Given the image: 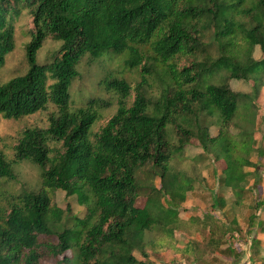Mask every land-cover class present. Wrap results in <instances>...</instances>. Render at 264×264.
I'll return each mask as SVG.
<instances>
[{"label": "trees", "instance_id": "obj_1", "mask_svg": "<svg viewBox=\"0 0 264 264\" xmlns=\"http://www.w3.org/2000/svg\"><path fill=\"white\" fill-rule=\"evenodd\" d=\"M20 9L32 24L28 71L0 84V115L19 120L48 102L57 111L46 129L21 131L12 160L0 152V186L17 180L15 165L40 172L37 189L5 195L0 188V264H150L148 238L174 239L180 230L179 208L195 181L173 163L193 140L203 156L226 163L217 188L232 194L231 204L217 197L212 211L229 207L235 226L256 175L246 171L255 167L251 156L263 154L254 148L264 0H0V66L14 50ZM49 39L60 47L53 61L37 64ZM107 55L120 68L106 69L97 87L114 98L116 111L94 131L112 104L93 97L74 107L69 87L81 68ZM122 70L136 72V81ZM240 82L252 90L233 89ZM56 192L75 197L84 216L54 205ZM141 195L147 204L137 208ZM188 220L206 230L207 250L232 254L222 249L231 235L225 223L212 214Z\"/></svg>", "mask_w": 264, "mask_h": 264}, {"label": "rangeland", "instance_id": "obj_2", "mask_svg": "<svg viewBox=\"0 0 264 264\" xmlns=\"http://www.w3.org/2000/svg\"><path fill=\"white\" fill-rule=\"evenodd\" d=\"M14 24V50L5 58L4 65L0 66V84L5 85L12 79L27 73L28 66L25 62V47L29 42V31L32 24L29 15L20 9V14L13 18ZM60 45L53 43L50 39L45 41L42 48L37 52L36 63L43 64L53 61L54 52L58 51ZM255 58L261 57L258 49L255 51ZM109 56L100 58L91 67L81 68L79 78L69 87L70 100L74 107L84 105L90 98H106L112 107L102 113V120L97 121L93 129L96 131L113 116L116 111L114 98L103 93L97 87L99 79L106 69H119L120 63L116 60L108 61ZM121 71V70H119ZM122 76L130 82L137 79L136 72L122 70ZM264 82V79H263ZM252 83H236L233 89L236 91L250 92ZM259 106L256 116V143L255 150L259 149L263 153L258 156L254 153L251 161L254 168L246 169L247 172L255 173V177L249 179V185L243 197V205L238 211L237 224L232 226L230 221L234 217V212L226 209L225 213L219 209L212 211L214 199L222 197L231 204L232 194L221 192L218 185V178L222 171L226 169L224 160L215 161L212 155L203 156V150L197 140H193L187 152L182 158L175 160L173 166L181 170L183 174L194 179L192 191L187 193L186 202L179 208L180 230L176 232L174 239H167L161 235H152L148 241L153 242V248L148 247V262L150 264H264V87L258 97ZM55 106L48 102L46 109L34 115L19 120H7L0 115V152L8 160L14 158L13 148L21 131L25 128L46 129L49 126V117L56 113ZM212 136L217 135L213 128L210 130ZM205 155V154H204ZM18 178L16 181L2 183L0 188L5 193H20L23 189L34 190L39 187V170L29 163L15 165ZM155 187L160 188V181H155ZM0 189V190H1ZM1 204L4 203L1 197ZM52 203L65 210L69 207L72 214L82 218L85 209L79 206L75 197H67L62 192L52 195ZM147 204V197L141 195L135 206L144 208ZM207 214H212L217 220L227 225L231 230V235L226 237L227 244L222 248L232 251L231 255L213 253L206 249L208 234L196 226L191 225L189 218H203ZM196 248L193 254L191 249ZM189 250V252H187ZM188 254L187 256H185ZM71 252L66 256L70 257ZM134 256L138 260H145L139 252ZM147 259V258H146ZM45 264H51L45 262Z\"/></svg>", "mask_w": 264, "mask_h": 264}]
</instances>
